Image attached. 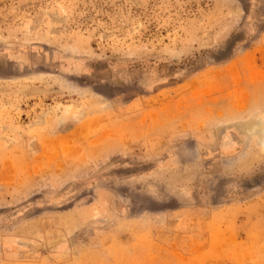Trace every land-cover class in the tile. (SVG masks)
<instances>
[{
	"label": "rangeland",
	"instance_id": "1",
	"mask_svg": "<svg viewBox=\"0 0 264 264\" xmlns=\"http://www.w3.org/2000/svg\"><path fill=\"white\" fill-rule=\"evenodd\" d=\"M252 119L264 0H0V264H264Z\"/></svg>",
	"mask_w": 264,
	"mask_h": 264
},
{
	"label": "bare ground",
	"instance_id": "2",
	"mask_svg": "<svg viewBox=\"0 0 264 264\" xmlns=\"http://www.w3.org/2000/svg\"><path fill=\"white\" fill-rule=\"evenodd\" d=\"M258 123L255 119L248 120L243 123L237 124V128L240 130V132L253 135L257 138L258 145L261 147L264 146V127L261 126V124Z\"/></svg>",
	"mask_w": 264,
	"mask_h": 264
}]
</instances>
